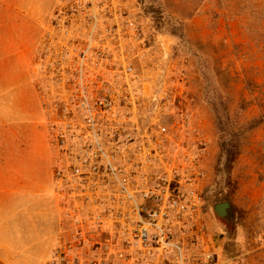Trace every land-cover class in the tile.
Segmentation results:
<instances>
[{
  "label": "rangeland",
  "instance_id": "374dc122",
  "mask_svg": "<svg viewBox=\"0 0 264 264\" xmlns=\"http://www.w3.org/2000/svg\"><path fill=\"white\" fill-rule=\"evenodd\" d=\"M58 14L78 25L56 44L71 51L98 21L104 54L88 67L98 69L103 92L122 89L115 70L131 66L147 95L158 90L189 117L216 259L264 264V0H0V171L19 164L32 176L20 189L25 199L4 205L0 229L9 240L17 225L21 264H45L57 229L48 193L55 156L33 84L50 85L53 98L60 89L47 79L49 51L38 50L35 61L33 53ZM222 201L232 206L229 223L212 211Z\"/></svg>",
  "mask_w": 264,
  "mask_h": 264
},
{
  "label": "built area",
  "instance_id": "2783aa9c",
  "mask_svg": "<svg viewBox=\"0 0 264 264\" xmlns=\"http://www.w3.org/2000/svg\"><path fill=\"white\" fill-rule=\"evenodd\" d=\"M56 16L37 49L49 51L47 79L60 89L53 98L50 85H37L61 209L45 264H224L212 250L189 117L158 90L147 95L131 66L115 70L122 89L103 92L98 69L88 67L104 54L98 21L71 51L56 44L78 25Z\"/></svg>",
  "mask_w": 264,
  "mask_h": 264
},
{
  "label": "crops",
  "instance_id": "0c3cea01",
  "mask_svg": "<svg viewBox=\"0 0 264 264\" xmlns=\"http://www.w3.org/2000/svg\"><path fill=\"white\" fill-rule=\"evenodd\" d=\"M36 47L35 51L33 53L34 58L33 61H35L37 52H38V41L36 42ZM36 68L34 67L33 70ZM34 72V71H33ZM34 88V97L35 101L37 103L39 101L38 97V86H35V82L33 84ZM48 135V132H47ZM22 165H16L15 169L13 167H10L11 169H4V171H0V219L3 218V215H5L4 212V205L5 204H12V206L18 202H20V199H25V195L20 194V189H22L21 186L22 183L26 182L25 179H27L28 182L32 181V176H30L29 173H31L30 169H21ZM29 166V165H27ZM30 170V171H29ZM7 193V194H6ZM49 196H51V199H53V203L56 206V212L54 214L57 216L55 217V222L57 223V229L53 235V237L50 239V243L52 241L51 248L53 247L56 239V233L58 230V218L59 215H61V209L58 207L59 203L57 201V198L52 194L51 188L48 189ZM30 197H28V202H30ZM14 215H20L18 211H14ZM30 215V214H29ZM15 226L17 225H12L11 227V232L9 240H5V233L3 231V228L0 229V264H21L19 256L18 255V250H19V234L15 235ZM33 234L27 233L28 238L32 237ZM51 248L49 250V253L51 251ZM213 250V249H212Z\"/></svg>",
  "mask_w": 264,
  "mask_h": 264
},
{
  "label": "water",
  "instance_id": "95a60500",
  "mask_svg": "<svg viewBox=\"0 0 264 264\" xmlns=\"http://www.w3.org/2000/svg\"><path fill=\"white\" fill-rule=\"evenodd\" d=\"M212 211L216 217L229 223L232 219V206L229 201H222L212 206Z\"/></svg>",
  "mask_w": 264,
  "mask_h": 264
},
{
  "label": "trees",
  "instance_id": "16d2710c",
  "mask_svg": "<svg viewBox=\"0 0 264 264\" xmlns=\"http://www.w3.org/2000/svg\"><path fill=\"white\" fill-rule=\"evenodd\" d=\"M262 117H264V115ZM252 124L254 127H257L260 124V121L253 120Z\"/></svg>",
  "mask_w": 264,
  "mask_h": 264
}]
</instances>
